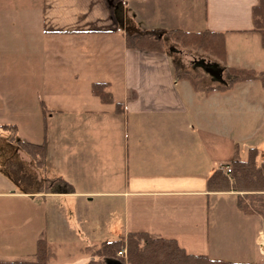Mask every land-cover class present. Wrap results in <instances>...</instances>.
I'll return each mask as SVG.
<instances>
[{"label":"crops","instance_id":"1","mask_svg":"<svg viewBox=\"0 0 264 264\" xmlns=\"http://www.w3.org/2000/svg\"><path fill=\"white\" fill-rule=\"evenodd\" d=\"M257 3L0 0V26L10 17L20 30L14 33L18 60L12 63L13 74L0 73V84L14 85L8 99L0 95V117L6 109L14 113L12 119L0 120V203L15 204L9 214L0 208L1 240L36 243L44 238L51 248L79 240L86 249L97 245L90 244L92 227L100 229V237L110 228L104 237L109 241L103 242L147 233L174 240L190 255L253 264L258 256L261 262L264 221L240 213L235 193L216 194L206 187L208 176L226 168L236 147L243 160L245 143L257 149V117L264 122L260 84L246 81L204 92L221 83L205 71L222 74L218 63H205L204 73L212 81L195 89L175 74L179 66L166 50L126 46V36L133 33L211 31L223 34L226 68L264 71V50L252 23ZM55 36L81 41L63 55L62 63L76 70L58 77L47 59L54 47L38 44ZM22 37L30 47L21 44ZM34 43L28 61L34 71L22 78L28 63L22 62L21 51ZM23 83L30 85L28 95ZM92 83L107 84L113 103L94 96ZM5 126L15 128L18 142L43 147L40 164L9 140ZM24 126H32L34 134L25 131L24 136ZM221 198L235 207L226 219Z\"/></svg>","mask_w":264,"mask_h":264},{"label":"trees","instance_id":"2","mask_svg":"<svg viewBox=\"0 0 264 264\" xmlns=\"http://www.w3.org/2000/svg\"><path fill=\"white\" fill-rule=\"evenodd\" d=\"M257 1V5L252 9L253 32L258 34L260 46L264 50V0ZM164 36H168L183 49L198 50L215 57L219 62H224L223 34L211 31L172 30L166 33L157 31L133 33L126 36V46L135 50L165 52ZM177 71L175 70V74L179 79H187L197 89L196 81L191 74L187 71ZM226 71L227 79L225 81L204 88V92L225 91L237 83L246 81H257L264 91V71L234 67H228ZM107 88L108 85L105 83H92L90 89L91 93L101 102L111 104L113 98ZM119 105L115 106L118 112ZM4 128V130L9 129L11 141H14L37 163L42 162L44 158L42 146L18 142L14 139L15 128L12 126ZM225 167L230 168L229 175H226L223 169H219L208 176L206 181L208 192L235 193L236 207L240 213L244 215L257 214L264 221V156L260 160L258 149L249 148L247 156L243 160L240 158L238 147H236L231 162ZM122 249L126 250L125 259L117 256V253ZM87 250H90L91 259L84 264H253L219 260L206 255H190L174 240L154 238L147 233H129L125 239L102 242L99 245L87 247ZM33 257V260L0 261V264H49L55 257V253L46 240L40 238L35 243ZM257 264H264V258Z\"/></svg>","mask_w":264,"mask_h":264},{"label":"rangeland","instance_id":"3","mask_svg":"<svg viewBox=\"0 0 264 264\" xmlns=\"http://www.w3.org/2000/svg\"><path fill=\"white\" fill-rule=\"evenodd\" d=\"M12 20L11 24L8 23V21ZM15 19L10 18V17H6L3 21V23H1L0 26V31H3L1 33V40H4V44H0V73L6 76L12 75V63L14 62V60H18V53L16 50V44H15V31H20L19 30V26L17 25V23L15 24L14 22ZM2 21V19H1ZM16 21V20H15ZM24 30V29H23ZM165 40V42H163V46L165 48V50L169 53V55L171 56V58L176 62V66L177 67V72H180V70L183 72V70L187 71L189 74H191L193 76V78L196 81L197 86L202 87L205 85V81H212V78L210 76H208L207 74L204 73V69H205V63H213L216 65V63H218L219 67L217 66V68L222 71V77H221V81H225L227 79V71H226V67L224 63L219 62L215 57H212L204 52H200L198 50H186L181 48L179 45H177L176 43H174V41L172 39H170L168 36H165L163 38V41ZM22 43L24 44L25 39L22 37ZM37 41V39H36ZM35 41V42H36ZM39 41V39H38ZM44 45L46 43L47 45H52L54 47V52H49V54L51 55H47V59H48V65L53 66V71H54V76L58 77V76H63V75H67L69 74V71H75L76 69H71L72 67H67L65 63L63 62V55L64 50L70 46L74 49V44H81V41H78V39L73 40L72 38H68V37H59V36H55L54 38H48V40H43L42 42L40 41L38 44H43ZM92 43V42H89ZM25 45L28 47H30V42L26 41ZM3 46V47H2ZM35 43L33 44V46L26 50V48H24L23 46V51H21V57H22V62L24 63H28V61L31 59V55H32V49L34 48ZM5 47V48H4ZM8 47H10V49H7ZM16 54V56H14ZM54 56V59L52 58ZM24 60V61H23ZM180 62H182V64H184L185 68L183 67V65L180 64ZM216 62V63H215ZM2 67V68H1ZM31 70L34 71L33 66L30 65L29 63L26 67H23L21 69V77L23 78L24 76H28V78H30L31 76ZM2 71V72H1ZM40 71V69H39ZM11 72V74L9 73ZM207 79V80H206ZM23 81H28L30 79H22ZM22 90L23 92L28 95L29 94V90H30V85L28 83H23L22 85ZM80 87H83V84L80 85ZM84 90H86V86H84ZM14 93V85L12 84H0V95L2 98H5L11 94ZM9 97H7L6 99H8ZM24 102V101H23ZM28 103V102H27ZM4 110V109H3ZM29 109L26 110V112H28ZM3 114V113H2ZM4 117H0L3 119H0L2 121H7L9 118H13L14 117V113L11 112L10 110L6 109L4 112ZM16 117V116H15ZM25 117L28 118L27 116H22V119ZM261 118L257 117V149L259 151V154L262 155L264 154V145L263 142L261 140V138L264 137V122L261 123ZM24 124H28L27 122H24ZM32 125V124H31ZM22 132H24V136H25V131H29L32 134H34V128H32V126H24V128H22ZM38 132H41V139H44V130L43 127H39ZM3 131L0 132V136H3ZM9 140H11V136L9 134H7ZM0 137V138H1ZM16 141H18V139H16ZM246 147L249 148L251 145V143H245ZM246 148V149H247ZM244 150V153L242 155V158H245L246 152L247 150ZM263 157H260V160H262ZM6 170V167H5ZM219 204H221L224 208L223 212L221 213L222 218L226 219V216L229 217V215H233V207L234 204L230 201L229 198H221V200H219ZM14 203L13 202H7L4 205L3 203H0V208H4L5 212H7L6 214H9L8 211H10V208L14 207ZM213 205V203L211 204V206ZM213 207V206H212ZM9 209V210H7ZM235 209V207H234ZM214 210V207L212 208V211ZM212 213V212H211ZM218 215V214H217ZM220 216V215H218ZM13 218V217H12ZM16 218H18V216L16 215ZM230 218H232V216H230ZM213 219V216H212ZM17 220V219H16ZM18 221V220H17ZM12 222V221H11ZM99 230L97 228L92 227L90 229L91 233V237L89 238V240L92 242L90 244H100L99 242H103V241H109V239H105L104 237H108L110 236V228H106L104 230L105 233H109L106 234L102 237H100L99 235ZM263 243V242H262ZM88 246L87 244H83L81 243L79 240L76 241V243H70V244H65V245H60V247L53 245L52 248L54 250L55 255L57 256L56 259L51 260L49 262V264H84L86 263L88 260L91 259L90 257V250L84 249V247ZM91 246V245H89ZM84 250V251H83ZM85 253H83V252ZM35 253V243H19V242H15V238L14 237H9L5 240V243L1 240L0 238V261H10V260H33V254ZM261 258L257 256V263H260Z\"/></svg>","mask_w":264,"mask_h":264},{"label":"built area","instance_id":"4","mask_svg":"<svg viewBox=\"0 0 264 264\" xmlns=\"http://www.w3.org/2000/svg\"><path fill=\"white\" fill-rule=\"evenodd\" d=\"M230 172H231L230 168H226V169H224V173H225L226 175H229ZM259 239H261L262 241L264 240V233H263V232L259 233ZM263 242H264V241H263ZM117 256L120 257V258H122V259H125V258H126V250H125V249L120 250V251L117 253Z\"/></svg>","mask_w":264,"mask_h":264},{"label":"water","instance_id":"5","mask_svg":"<svg viewBox=\"0 0 264 264\" xmlns=\"http://www.w3.org/2000/svg\"><path fill=\"white\" fill-rule=\"evenodd\" d=\"M205 71L211 75L212 77H214L215 79L217 80H221V76L222 74L220 72H218L217 70L215 69H212V68H206Z\"/></svg>","mask_w":264,"mask_h":264}]
</instances>
